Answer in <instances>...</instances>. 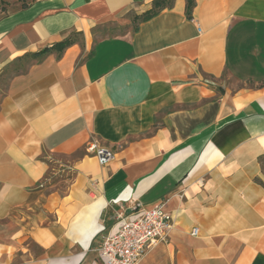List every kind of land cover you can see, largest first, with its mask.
Returning a JSON list of instances; mask_svg holds the SVG:
<instances>
[{"label": "crops", "instance_id": "obj_1", "mask_svg": "<svg viewBox=\"0 0 264 264\" xmlns=\"http://www.w3.org/2000/svg\"><path fill=\"white\" fill-rule=\"evenodd\" d=\"M194 1L144 22L154 0L0 16V77L24 68L0 101V264H101L117 204L164 201L170 242L139 264H264V0ZM46 155H77L67 192L42 193Z\"/></svg>", "mask_w": 264, "mask_h": 264}, {"label": "built area", "instance_id": "obj_2", "mask_svg": "<svg viewBox=\"0 0 264 264\" xmlns=\"http://www.w3.org/2000/svg\"><path fill=\"white\" fill-rule=\"evenodd\" d=\"M87 151L97 157L101 166L114 159L111 150L95 143L90 144ZM117 205L114 225L99 249L101 264H139L152 248L170 242L176 217L169 210L167 201L150 208L137 202L129 206ZM198 233L199 230L194 228L192 235Z\"/></svg>", "mask_w": 264, "mask_h": 264}, {"label": "rangeland", "instance_id": "obj_3", "mask_svg": "<svg viewBox=\"0 0 264 264\" xmlns=\"http://www.w3.org/2000/svg\"><path fill=\"white\" fill-rule=\"evenodd\" d=\"M22 6V3L18 0L12 3H8L5 0H0V16L12 9H17ZM111 32L103 29L101 37L110 36ZM74 41L80 42L82 36L75 34L72 36ZM22 67H12L8 71H5L2 77H0V101L6 93L9 78L23 70ZM75 156L67 157L60 155H46L49 161L50 170L44 181V188L42 189L43 194H49V192H60L61 194L67 192L73 178L74 171L71 167V161ZM42 215V209L36 207L34 211H29L28 214Z\"/></svg>", "mask_w": 264, "mask_h": 264}, {"label": "trees", "instance_id": "obj_4", "mask_svg": "<svg viewBox=\"0 0 264 264\" xmlns=\"http://www.w3.org/2000/svg\"><path fill=\"white\" fill-rule=\"evenodd\" d=\"M22 3V7H26L28 4V1H34V0H19ZM175 0H154L152 8L145 13L141 15H136L134 16V21L135 22H144L147 21L154 16H156L158 13L162 12L165 9H170L173 7ZM195 6V1L194 0H187V12L188 16H191V12L193 7ZM74 39L70 38L67 39L64 42L58 43L54 45L51 49H45L41 51L40 53H37L34 55V58H37L43 54H46L50 51H57L58 53H62L66 48L70 47L71 45L74 44Z\"/></svg>", "mask_w": 264, "mask_h": 264}]
</instances>
